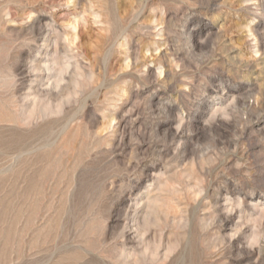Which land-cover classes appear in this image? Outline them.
I'll list each match as a JSON object with an SVG mask.
<instances>
[{"label": "rangeland", "instance_id": "1", "mask_svg": "<svg viewBox=\"0 0 264 264\" xmlns=\"http://www.w3.org/2000/svg\"><path fill=\"white\" fill-rule=\"evenodd\" d=\"M0 264H264V0H0Z\"/></svg>", "mask_w": 264, "mask_h": 264}]
</instances>
